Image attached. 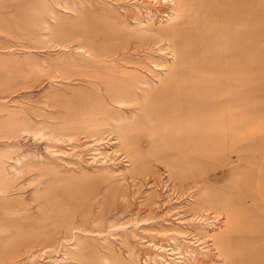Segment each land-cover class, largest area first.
Segmentation results:
<instances>
[{"label":"rangeland","instance_id":"1","mask_svg":"<svg viewBox=\"0 0 264 264\" xmlns=\"http://www.w3.org/2000/svg\"><path fill=\"white\" fill-rule=\"evenodd\" d=\"M205 1L0 0V264L263 263L264 0Z\"/></svg>","mask_w":264,"mask_h":264},{"label":"bare ground","instance_id":"2","mask_svg":"<svg viewBox=\"0 0 264 264\" xmlns=\"http://www.w3.org/2000/svg\"><path fill=\"white\" fill-rule=\"evenodd\" d=\"M206 1H207V0H206ZM206 1H205V2H206ZM165 2H166V1H165ZM172 2H173V1H172ZM175 2H176V1H175ZM221 2H222V1H221ZM225 2L228 3V1H225ZM225 2H222V3H225ZM203 3H204V2H203ZM226 3H225V4H226ZM173 4H174V3H173ZM193 4H195V3H193ZM209 4H210V3H209ZM209 4H208V5H209ZM178 5H180V4H178ZM186 5H187V4H186ZM208 5H207V6L204 5V6L208 7ZM210 5H211V4H210ZM210 5H209V6H210ZM214 5H215V4H214ZM175 6H176V4H175ZM218 6H219V5H218ZM222 6H223V5L221 4L220 7L222 8ZM170 7H171V6H170ZM181 7H182V5H181ZM190 7H191V6H190ZM190 7H189V8H190ZM192 7H193V6H192ZM197 7L199 8V6H197ZM225 7H226V6H225ZM171 8H172V7H171ZM171 8H170V9H171ZM209 8H210V7H209ZM213 8H214V7H213ZM172 9H173V8H172ZM176 9H177V7H176ZM176 9H175V10H176ZM184 9H185V8L182 9V12H183V16H182V18H183V19L177 23V24H179V25H181V26H184V23H186V20H184ZM192 9H194V8H192ZM200 9H201V8H200ZM203 9H204V7L202 8V10H203ZM205 9H206V8H205ZM211 9H212V8H211ZM218 9H219V8H218ZM233 9H234V8H233ZM235 9H237V8H235ZM239 9H240V8H239ZM173 10H174V9H173ZM196 10H197V9H196ZM189 11H191V10H189ZM189 11H188V12H189ZM192 11H193V10H192ZM210 11H211V10H210ZM229 11H230V9H229ZM235 11H236V10H235ZM235 11H234V12H235ZM239 11H240V10H239ZM197 12H199V11H196V15H197ZM204 12H205V11H204ZM217 13H218V12H217ZM217 13H216V14H217ZM240 13H241V11H240ZM193 14H194V12H193ZM198 14H199V17H201V12L198 13ZM205 14H206V13H205ZM218 14H220V13H218ZM234 14H235V13H234ZM237 14H238V13H237ZM173 15H174V14H173ZM190 15H191V13H190ZM242 15H243V14H242ZM174 16H175V15H174ZM205 16H206V15H205ZM238 16H239V15H238ZM171 17H172V16H171ZM171 17H170V18H171ZM187 17H188V16H187ZM187 17H186V19H187ZM189 17H190V16H189ZM199 17H197V19H196L195 22H193L194 20H190V21L187 20V21L189 22L188 27H189V28H192V27H194L196 24H198V23L200 22V21H199ZM203 17H204V16H203ZM221 17H222V16H221ZM245 17H246V16H245ZM247 17H248V16H247ZM191 18L193 19V17H191ZM208 18H210V17H207V19H208ZM243 18H244V15H243ZM215 19H216V18L213 17V20H212L211 22L216 21ZM238 19H240V18L238 17ZM171 20H172V19H171ZM171 20H170V21H171ZM220 20H222V19H220ZM220 20H219V21H220ZM242 20H244V19H241V21H242ZM245 20H246V19H245ZM171 22H172V21H171ZM216 22L218 23V20H217ZM221 22H222V21H221ZM236 22H237V21H236ZM232 25H235V24H232ZM237 25H238V23H237ZM247 25H248V24H247ZM173 26H174V25H173ZM176 26H177V25H175V27H176ZM220 26H221V25H220ZM244 26H245V25H244ZM214 27H215V26H214ZM196 28H197V27H196ZM147 29H148V27H147ZM197 29H198V28H197ZM237 29H238V28H237ZM244 29H245V28H244ZM152 30H153V29L151 28V31H152ZM173 30H174V29H173ZM180 30H181V29H180ZM180 30H179V31L176 30V31H178V32L181 33L182 31H180ZM182 30H183V29H182ZM195 30H196V29H195ZM206 30H207V29H206ZM220 30H222V29H220ZM141 31H142V30H141ZM153 31H154V30H153ZM197 31H198V30H197ZM210 31H211V30H210ZM212 31H213V30H212ZM212 31H211V32H212ZM234 31H235V30H234ZM144 32H145V31H144ZM205 32H206V31H205ZM208 32H209V31H208ZM218 32H220V31H218ZM146 33H147V32H146ZM148 33H149V32H148ZM186 33H187V32H185V34H186ZM188 33H189V32H188ZM149 34H150V33H149ZM151 34L156 35L155 33H151ZM181 34H182V33H181ZM213 34H214V33H213ZM136 35H137V34H136ZM154 35H151V36L153 37ZM183 35H184V34H183ZM183 35H182V37H183ZM191 35H192V34H191ZM230 35H232V33H231ZM236 35H237V34H236ZM148 36H150V35H148ZM169 36H170V35H169ZM224 36H225V35H223V37H222V41L226 38V37H224ZM159 37H160V36H159ZM172 37H173V36H171V38H172ZM184 37H185V36H184ZM216 37H217V36H216ZM238 37H239V36H238ZM241 37H242V36H241ZM241 37H240V39H241ZM160 38L163 39L162 36H161ZM173 38H174V37H173ZM188 38H189V37H188ZM198 38H199V36H198ZM200 38H202V37H200ZM228 38H229V37H228ZM128 39H129V38H128ZM161 39H160V41H161ZM166 39H167V38H166ZM166 39H165V40H166ZM168 39H169V38H168ZM195 39H196V38H195ZM219 39L221 40V38H219ZM131 40H132V38H131ZM137 40H138V39H137ZM158 40H159V39H158ZM176 40H177V39H176ZM176 40H175V41H176ZM178 40H179V42H180V39H178ZM185 40H186V39H185ZM226 40H227V38H226ZM228 40H229V39H228ZM138 41H139V40H138ZM175 41H174V42H175ZM193 41L195 42V40H193ZM193 41H191V43H192ZM127 42H128V40H127ZM153 42H154V41H153ZM155 42H158V41H155ZM162 42H163V41H162ZM197 42H198V41H197ZM217 42H218V41H216L215 44H216V45H219V44H217ZM220 42H221V41H220ZM224 42H225V40H224ZM129 43H130V44L125 45V46L128 47V49H127V47H123V46L121 47V44H120V47H119V48H117L118 46L116 47V46L114 45L118 50H117V49H114V50H113V54H118L119 51H122V48H123V51H125V50H129L131 47H133V48L136 49V51H139V50H140L139 48L142 47V46H144V45H143V42H141V43H138V42H135V43L129 42ZM167 43H168V42H167ZM180 43H181V42H180ZM191 43H190V45L194 44V43H192V44H191ZM203 43H205V42H203ZM182 44H183V43H182ZM155 45H157V44L155 43ZM186 45H187V44H186ZM196 45H197V43H196ZM207 45H208V44H207ZM211 45H212V44H211ZM220 45H221V44H220ZM220 45H219V46H220ZM187 46H188V45H187ZM193 46H195V44H194ZM145 47H146V45H145ZM178 47H179V46H178ZM190 47H191V46H190ZM205 47H206V46H205ZM214 47H215V46H214ZM217 47H218V46H216V48H217ZM232 47H233V46H232ZM124 48H125V50H124ZM151 48H152V47H151ZM216 48H215V49H216ZM163 49H164V48H163ZM168 49H171V48L168 47ZM168 49H166V50H168ZM174 49H175V48H174ZM207 49H208V48H207ZM211 49H212V47H211ZM211 49H210V50H211ZM222 49H223V47H222ZM151 50H152V49H151ZM151 50H150V51H151ZM176 50H177V48H176ZM178 50H180V49H178ZM202 50H204V49H202ZM208 50H209V49H208ZM218 50H219V49H218ZM136 51H135V52H136ZM160 51H161V50H160ZM162 51H163V50H162ZM220 51H221V48H220ZM179 52H180V51H179ZM218 52H219V51H218ZM103 53H104V52H103ZM128 53H129V52H128ZM174 53H175V51H174ZM209 53H210V52H209ZM101 54H102V53H101ZM101 54H100V55H101ZM172 54H173V50H172ZM182 54H183V53H182ZM192 54H193V53H192ZM192 54H191V56H192ZM221 54H222V52H221ZM223 54H225V53H223ZM228 54H229V53H228ZM100 55H99L98 57H100ZM110 55H111V54H110ZM173 55H174V54H173ZM188 55H189V54H188ZM194 55H195V54H194ZM198 55H199V54H198ZM200 55H202V54H200ZM200 55H199V56H200ZM203 55H204V54H203ZM246 55H247V54H246ZM145 56L148 57L147 55H145ZM225 56H227V55H225ZM230 56H231V55H230ZM108 57H109V55L107 56V58H108ZM211 57H212V56H211ZM211 57L209 56V59H210ZM216 57H217V56H216ZM219 57H220V56H219ZM232 57H233V56H232ZM142 58H143V57H142ZM183 58L185 59V57H183ZM197 58H198V57H197ZM197 58H194V59H197ZM236 58H237V57H236ZM113 59H114V58H113ZM140 59H141V58H140ZM148 59H149V58H148ZM150 59H151V58H150ZM216 59H218V57H217ZM219 59H220V58H219ZM219 59H218V60H219ZM239 59H240V58H239ZM239 59L237 58L238 61H239ZM128 60H129V59H128ZM146 60H147V59H146ZM205 60H206V59H205ZM210 60H211V59H210ZM213 60H214V59H213ZM232 60H233V59H232ZM114 61H115V60H114ZM126 61H127V60H126ZM126 61H125V62H126ZM134 61H135V60H134ZM134 61H129V62H133V63H134ZM173 61H174V60H173ZM185 61L187 62L186 59H185ZM198 61H199V60H198ZM202 61H203V60H202ZM219 61H220V60H219ZM223 61H225V60H223ZM226 61H229V60H226ZM106 62H107V61H106ZM127 62H128V61H127ZM127 62H126V63H127ZM150 62H151V61H150ZM176 62H177V61H176ZM176 62H175V63H176ZM194 62H195V61H194ZM194 62H193V63H194ZM215 62H216V61H215ZM104 63H105V62H104ZM116 63H117V61H116ZM166 63H167V61H166ZM172 63H173V62H172ZM177 63H178V62H177ZM181 63H182V62H181ZM190 63H191V62H190ZM200 63H201V62H200ZM208 63H210V62L208 61ZM247 63H248V62H247ZM247 63H246V64H247ZM122 64H123V63H122ZM127 64H129V63H127ZM141 64H142V63H141ZM210 64H211V63H210ZM219 64H220L219 66H221V63H219ZM246 64H245V65H246ZM130 65H132V63H130ZM213 65H214V64H213ZM224 65H225V64H224ZM224 65H223V67H224ZM113 66H114V65H113ZM134 66H136V65H134ZM137 66H138V65H137ZM215 66H216V65H215ZM228 66H230V65H228ZM246 66H247V65H246ZM138 67H139V66H138ZM221 67H222V66H221ZM221 67H220V68H221ZM117 68H118V67H117ZM132 68H134V67H132ZM167 68H168V65H167ZM217 68H218V67H217ZM232 68H233V67H232ZM115 69H116V68H115ZM120 69H122V67H121ZM134 69H135V68H134ZM214 69H215V68H214ZM221 69H222V68H221ZM141 70H142V69H141ZM170 70H171V69H170ZM193 70H194V68H193ZM219 70H220V69H219ZM215 71H216V70H215ZM191 73H194V72H191ZM196 73H197V72H196ZM97 74H98V73H97ZM203 74H204V73H203ZM98 75H99V74H98ZM191 75H192V74H191ZM198 75H199V73H198ZM206 75H207V74H206ZM202 76H204V75H202ZM140 85H142V84H140ZM140 85H139V86H140ZM145 85H146V84H145ZM147 86H148V85H147ZM116 96H117V95H116ZM118 96L120 97V95H118ZM122 98H123V97H122ZM118 99H120V98H118ZM114 100H115V99H113V101H114ZM110 101H111V100H110ZM117 101L120 102V100H117ZM125 101H126V100H125ZM131 103H133V102H131ZM174 114H176V113H174ZM197 114H198V113H197ZM230 114H231V113H230ZM175 116H176V115H175ZM178 116H179V115L177 114V117H178ZM208 116H209V115H208ZM208 116H207V115L204 116L203 114H200V120L202 121L203 124H205V123H206V124L209 123V117H208ZM192 117H193V116H192ZM192 117H191V118H192ZM176 119H177V118H176ZM188 119H190V117H189ZM191 120H192V119H191ZM211 121H212V120H211ZM213 121H214V120H213ZM213 121H212V122H213ZM192 122H194V121H192ZM196 122H197V121H196ZM214 122H215V121H214ZM198 124H199V123H198ZM198 124H197V125H198ZM206 124H205V125H206ZM197 128H198V127H197ZM197 128H196V129H197ZM194 131H195V130H194ZM194 131H193V132H194ZM204 131H205V130H204ZM200 132H201V131H200ZM202 132H203V131H202ZM185 133H187V132H185ZM193 135H195V134L193 133ZM201 135H202V134H201ZM201 135H200V136H201ZM194 137H195V136H194ZM197 137H198V136H197ZM228 142H229V141H228ZM219 220H220V219H219ZM219 223H220V222H219ZM242 233H243V232H242ZM247 235H248V236H249V235L251 236L250 232H247ZM248 236H246V237L249 238ZM243 238H244V236H243ZM247 238H246V239H247ZM250 238H254V241L257 242L258 240L261 239V236L253 235V236L250 237ZM263 239H264V238H263ZM221 251H222L223 254L225 253L224 250H221ZM259 254H260V253H259ZM226 258H227V257H226ZM225 260H226V259H225ZM239 261H240V258H236V257L232 260L233 264H234L235 262H236V263H239ZM236 263H235V264H236ZM262 264H264V261H263Z\"/></svg>","mask_w":264,"mask_h":264}]
</instances>
